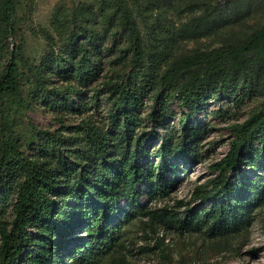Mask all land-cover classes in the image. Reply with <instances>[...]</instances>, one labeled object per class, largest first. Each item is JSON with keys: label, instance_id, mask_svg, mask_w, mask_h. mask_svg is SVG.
I'll return each instance as SVG.
<instances>
[{"label": "trees", "instance_id": "obj_1", "mask_svg": "<svg viewBox=\"0 0 264 264\" xmlns=\"http://www.w3.org/2000/svg\"><path fill=\"white\" fill-rule=\"evenodd\" d=\"M16 4L17 0H0V21L6 27V40L14 30ZM204 5H208L204 14L184 27L186 35L218 33L252 10L251 0ZM110 9L119 16L139 65L142 47L135 11L128 0H110ZM85 37L77 67L68 58L55 56L53 69L61 73L66 70L81 79L95 76L89 50H98L105 37L99 40L90 31ZM19 76L14 52L0 78V94L18 95ZM162 80L167 94L160 104L159 125L165 126V98L170 92L182 97V106L189 107L190 115L181 120V135L167 131L162 146L154 153L146 148L148 139L155 138L154 133L134 134V128L142 121L139 111L145 95L144 87L139 89L135 83L109 87L113 101L109 129L87 122L85 136L77 144L62 135L37 132L32 143L35 152L25 157L11 125L3 122L0 264H106L120 246L125 227L141 215L181 231L197 233L207 229L213 236L234 234L252 225L254 212L264 205V106L235 128L228 156L215 167L219 176L212 188H197L195 199L202 205L214 201L207 210L187 208L180 216L147 210L141 204L138 187L148 185L150 200L169 196L167 174L176 175L181 164L188 166L202 157L199 143L207 127L192 125V116L212 97L228 96L240 102L243 98L239 91L247 93L245 89L253 91L261 86L264 24L240 44L172 62ZM64 94L70 97V92ZM246 169L254 172L253 178L246 175ZM10 208L14 214L12 222L1 216Z\"/></svg>", "mask_w": 264, "mask_h": 264}, {"label": "rangeland", "instance_id": "obj_2", "mask_svg": "<svg viewBox=\"0 0 264 264\" xmlns=\"http://www.w3.org/2000/svg\"><path fill=\"white\" fill-rule=\"evenodd\" d=\"M128 1L141 35L139 65L119 16L110 9V0H17L14 30L7 40L5 24L0 21V78L14 52L20 68V93L0 94V128L5 121L11 125L23 156L31 157L35 152L32 143L37 132L62 135L77 144L85 136L87 122L108 130L113 103L109 87L133 83L139 89L144 87L145 94L139 111L142 121L134 134L154 133L155 138L148 139L146 148L156 152L167 131L181 135V120L190 115L189 107L182 106V97L170 92L165 98V126L159 125L160 104L167 94L162 78L169 65L183 57L240 44L264 24V2L251 0L252 10L239 21L218 33L190 37L183 29L204 14L208 6L204 2L218 5L227 0ZM88 31L99 40L105 37L98 50H89L96 75L81 79L66 70L61 73L53 69L55 56H64L77 67ZM245 91H239L243 98L240 102L228 96L212 97L192 116V125L207 127L199 143L201 160L188 166L181 164L176 175L167 174L169 196L150 200L148 185H139L141 204L147 210L180 216L187 208L207 210L214 203L202 205L195 199L197 188H212L219 176L215 167L228 156L235 128L264 106V82L256 90ZM66 92H70L69 98ZM1 137L0 133V140ZM246 170V175L253 178L254 172ZM1 216L8 222L14 220L12 208ZM253 216L249 228L213 236L207 229L197 233L181 231L141 215L125 227L120 246L106 264H264V205Z\"/></svg>", "mask_w": 264, "mask_h": 264}]
</instances>
